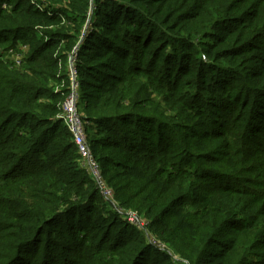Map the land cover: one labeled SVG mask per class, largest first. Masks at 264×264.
Wrapping results in <instances>:
<instances>
[{
	"label": "trees",
	"instance_id": "16d2710c",
	"mask_svg": "<svg viewBox=\"0 0 264 264\" xmlns=\"http://www.w3.org/2000/svg\"><path fill=\"white\" fill-rule=\"evenodd\" d=\"M6 1L7 9H0V45L6 42L8 48L16 49V52L21 51L17 50L15 43L29 47L27 56L20 60L23 67L15 66L8 59H0V219L11 222L8 229L15 232L8 248L13 253L20 251V258L22 252L42 239L46 243L51 241L49 244L57 243L51 232L65 231L67 223L62 227L57 225L59 219L65 222L62 216L82 215L83 220L90 224L91 218L98 215L95 205L104 201L96 183L87 179L86 175H90L79 164L80 155L61 121L60 103L71 90L67 69L59 67L58 62L67 60V56L74 57L77 103L86 113V117L83 116L84 130L87 121L101 127L105 123L117 125L119 133L116 137L125 147H131V138L136 136L142 148L150 149V153L129 149L121 163L108 153L120 145L108 140L96 142V145L89 143L102 179L109 186L114 184L115 197L122 208L133 205L139 215L161 232V239L166 242L170 243V239L161 229L168 225L170 228L172 220H169V215L174 208L184 210L183 190H187L188 196L198 191L205 192V186L211 192L206 184L209 177L197 163L198 153L190 151L195 146L190 139L192 134L196 136L194 139H207L221 133L223 143L238 134L245 145L238 152L241 156L264 155V114L261 110L264 107V59L253 62L254 71L245 72V84H239L244 86L241 90L244 92L247 85L252 84L250 92L237 99L236 87L230 92L226 84L231 76L234 77L233 69L240 68L239 59L229 50L217 47L230 43L229 36L235 26L229 25L238 22L235 15L239 13L238 6L242 0H49L52 5L61 6L57 10L51 5L41 10L27 0H14L13 4ZM92 5H95V19L98 20L92 22L91 29H87L85 34ZM188 6L201 11L183 14ZM255 17V24L246 29L245 43L261 42L264 37V9L257 16L253 15V19ZM188 21L194 22L186 24ZM192 24L195 26L190 28ZM43 27L46 30L40 34L46 38L37 36V29ZM78 35L84 36L79 44ZM60 44V54L53 56ZM183 49L192 50L191 58L195 59L191 61V69V66L187 70L179 68L182 65L179 64L180 57L186 56ZM174 51L180 52L181 56L178 58ZM181 77L184 80H180ZM60 84L62 89L55 90V85ZM152 86L163 92L171 91L180 109L190 111L193 107L201 119L204 114L207 121L201 120V123L208 134L203 137L201 130L192 133L194 129H188L189 132L184 130L177 135L176 128L180 127L173 125L171 133L176 134L174 145L163 131L169 125L165 118L166 110L159 112V105L150 110L145 104L149 97L148 88ZM183 87L196 94L189 106ZM224 88L229 92V100H225ZM209 97L214 103L211 100L204 102ZM229 103L234 110L246 114L241 117L239 129L232 131L205 112L214 107L215 118L223 116L227 121L226 115L231 108ZM182 140L187 145L177 147ZM250 150L253 151L249 153ZM211 152L219 155L216 150ZM169 156H177L182 163L186 159L187 163L185 166L169 165ZM254 159L259 162V167L264 168V158ZM121 166L129 167L126 173L113 172L114 168ZM169 167L173 168L172 172L168 171ZM250 167L246 164L240 166L238 172L243 173ZM230 177L238 179L237 175ZM259 177L263 180L260 185L264 186V174ZM140 179L153 183L155 187L166 186L173 181L185 183L165 198L169 203L157 206L148 197L134 202L123 193L126 188L139 184L133 181ZM196 181L200 184L195 185ZM252 189L228 185L216 188L214 192L218 195H215L213 204L217 212L202 215V218L198 212L195 232L189 242L193 245L191 252L170 243L173 250L184 254L189 264L258 263L257 260L264 255L261 250L264 236L259 226L264 221V203L252 195ZM108 217V226L117 227L119 233L114 244L99 246L101 259L94 255L95 244L86 228L78 227L68 231L72 233L66 246H62L60 241L63 249L57 256L60 264H82L83 258L89 260L84 264L94 261L95 264H171L167 251L153 253L151 246L144 245L133 236L132 231L137 228L129 226L116 212H110ZM128 231L132 235L127 234ZM251 234L253 238L250 239ZM111 235L106 234L104 238L111 240ZM123 240L122 246H118ZM9 257L10 254H0V264H6ZM49 257L47 259L52 262Z\"/></svg>",
	"mask_w": 264,
	"mask_h": 264
},
{
	"label": "rangeland",
	"instance_id": "374dc122",
	"mask_svg": "<svg viewBox=\"0 0 264 264\" xmlns=\"http://www.w3.org/2000/svg\"><path fill=\"white\" fill-rule=\"evenodd\" d=\"M14 0H10L9 3L13 4ZM256 0H242V3H240V5L238 6L239 8V13H236L235 16H237L238 18H236L235 20H238V22L235 23H230L231 25L229 26H235L234 30L231 31V34L229 36V40L230 43L227 46H221V45H217L218 49L223 48L226 50H229L230 52H232L234 54V57L239 59V66L240 68H236L233 69V73H234V77H230L231 79L228 81L229 83H227L226 85L229 87L228 90L230 92L233 91L234 87H236V92L238 93L237 95H235V97L237 99H239L240 97H244L247 96V94H249L250 92V86L252 84H249V86L247 85V91L244 92L241 91L242 88H244V86H240L239 83L244 82L245 84V79L246 78V71H254L256 69V67L254 66L253 62H256L257 60H261L264 59V37L262 38L261 42H255V43H245V34L248 32V30L251 28V26H253L255 24V22L257 21V18L255 17V19H253V15L257 16L259 14V12L261 11V9H264V0H259L257 6L251 10V8H253V5ZM5 2H7L6 0H0V9L1 10H5L7 9V6L5 4ZM27 3H30L33 7L39 8V9H46L48 8L47 6H52L53 8H55L54 10L60 9L61 6H56V5H52L51 1L49 0H27ZM103 2V1H101ZM63 5V4H62ZM95 6V5H94ZM93 5L89 8V13H88V20L86 22V30L84 31L87 32V29H91L94 21L97 22V18L95 19V13L94 11L96 10V8ZM180 8V6H179ZM178 8V9H179ZM195 7L191 6V7H187L184 8L183 10V14H190L192 12H200V8L194 9ZM177 9V10H178ZM242 11V13H240ZM256 12V13H255ZM232 16L233 15V11H232ZM94 19V20H93ZM234 19H232L230 22H232ZM93 22V23H92ZM194 21H188V23L186 24H190ZM193 26H195L194 24H192L190 26V28H192ZM248 29V30H246ZM36 30V28L34 29V31ZM46 28H39L37 29V36H41L42 38H46L44 34H40L45 32ZM34 31L32 32V34L34 35ZM226 32V31H224ZM30 34V36L32 35ZM86 34V33H85ZM243 35V36H242ZM226 36V35H225ZM84 36L81 35L77 37V39L79 38L78 44L80 43V41L82 40ZM11 39V37L9 38ZM195 44H198L197 42ZM15 45H17V50L19 49L21 52H16V49H11L8 48V45L6 42H2L0 45V59H2L3 61L5 60H9L10 62H14L15 66L17 67H23L22 63L20 60H23V58H25L27 56L29 47L28 46H23L20 43H15ZM60 48H61V44L58 47V49L55 51V54L53 56H57L60 54ZM263 49V50H262ZM183 51L186 53V56L183 58L180 54V52L174 51L177 55V57H180V61L179 64H182L181 67L179 68H185V70H187L189 67L191 66L189 69L192 68V63L191 61H193V59L195 58H191V56H193L192 54V50L189 49H183ZM73 55H70L69 57L67 56V60H62L60 62H58V66L62 67V68H66L67 69V73L70 74V68H71V61L73 60ZM202 60H205L204 56H202ZM264 61V60H263ZM206 62V61H204ZM224 63H227V61H224ZM191 64V65H189ZM186 71H183V73ZM158 76L160 77V74H158ZM180 76V74L178 75ZM162 78V77H160ZM180 80H184L183 77L180 78ZM75 83L77 84V78H74ZM73 81V82H74ZM241 81V82H240ZM52 86V85H51ZM49 86L51 89L52 87ZM225 86V85H224ZM55 90H60L62 89V84L60 85H55ZM183 92H185L186 94V100L188 102L189 106L190 104H192L193 102L191 101L192 97H194L195 91H192L191 89H189L188 87H183L182 88ZM221 90V89H220ZM74 92L77 96L78 93V89L77 87L74 89ZM216 92V91H215ZM222 92L225 95V100H229V92L227 91V88H224L222 90ZM240 92L243 94L241 96ZM144 93L141 92V96H143ZM147 95H149V97H147V101L145 100V104L147 106V108H149L150 110H152L153 108H155L156 106H160L159 108V112H161V110H166V114H165V118L167 119V123L168 128H163V131L166 133L165 135L167 136V138L169 137V140H171V142L176 145V134H181L182 132H184V130H186V132L189 130L188 129H194V131L192 133H196L197 130H201L204 135H207L208 133L206 132L207 128L204 127L201 123V120H203L204 122L207 121V119H205L204 114L202 115V119L200 118L199 114H197L194 111V108H190V111H185L180 109V107L178 106L179 102L176 101L174 95H172L171 91H166L163 92L160 89H158L156 86H152L151 88H148V92ZM184 97V96H183ZM252 97V95L250 96V98ZM188 98V99H187ZM77 102L78 97H77ZM205 100H211L210 97L205 98L204 102H206ZM212 103L213 100H211ZM79 103V102H78ZM77 103V112L78 114L81 116L82 120H83V116L86 117V113L85 110L82 108H80V105ZM218 103V102H215ZM220 103V102H219ZM224 103V102H221ZM174 104V105H173ZM228 105L231 106V108L229 109V111L227 112V121L223 116H218L217 118H215V111H214V107L212 109V107H209L205 112H208L210 117H214V119L218 120L219 123H222L224 125H226L227 130L232 131L234 128L239 129V122L242 119V115L241 111L238 112L236 110L233 109V105L232 103H229ZM225 109L222 108V110ZM170 110V111H169ZM261 110L264 114V107H261ZM246 114H244L243 116H245ZM246 118V117H245ZM175 125L177 127H180V129L176 128L175 133L173 134L171 133V129L172 126ZM200 125V126H198ZM104 127L98 126L93 122H86L85 123V137H86V141L88 143L93 142L96 145V142L99 143L100 141H104V140H108L110 142L116 143L117 145H120L121 147L118 148L117 150H109L108 153L111 154V156L115 157V159H118L121 161V163L124 162L123 157L126 156L128 154V150L129 149H135L136 152H141V153H150V149H144L141 146L140 143V139L138 140L136 136H133L131 139L133 141H131L132 143L130 144L131 147H125L126 145H124V143L117 139L116 133H119V128L117 125H113V124H104ZM198 126V127H196ZM216 128H218V125H215ZM110 132V133H109ZM115 132V133H114ZM219 132V129H218ZM194 134H192L191 136V141L195 144V146L190 149V151H193L195 153H198V157L199 160L197 161L198 165L202 166L206 172V175L209 177L208 181H207V185L209 186V188L211 189V192L209 191V189L205 186V192L204 191H198L197 194L193 193L191 196L187 195V190H183V193L185 194V196H183V198H185L183 200V204L184 205V210L181 211L180 207H176L174 208V212L172 213V215H169V220H172V223H170V228L169 225L167 227H163L161 230H165L166 231V235L168 236V238L170 239L169 242L171 244H174V247H178L179 249L182 250H187L190 251L192 250L193 245L189 244L192 235L194 234L195 230L194 227L196 226L195 220L197 217L198 212L201 213L200 218H202V215H209V214H215L217 212V208L215 206V204H213V200L215 199V195L216 192H214V190L216 191V188H221L224 187V185H228L230 187H244V188H253L251 190V193H253L252 195L257 197L258 199L264 203V186L260 185L261 181V177L264 174V168L263 167H259L258 165L259 162H255L256 160L254 158H257L259 156H261L262 158H264V155H249L247 157L241 156L238 152L240 150H242L243 148H245L244 142L243 140L238 137V134H236L235 136L231 138H228L226 143L222 142V138H223V134L219 133L218 136H211L208 137L207 139H202V138H196L194 139L196 136H194ZM145 141V140H144ZM243 142V143H242ZM92 144V143H90ZM172 144V145H173ZM187 145L186 142H184V140L181 141V143H179L177 145V147H181V145ZM264 144V143H263ZM248 147H250L248 145ZM253 149V148H252ZM212 150H216L217 154L219 155H213L212 154ZM246 150V149H245ZM189 151V152H190ZM253 150H250V152H252ZM191 154V153H189ZM193 154V153H192ZM262 154V153H261ZM186 157V155H184ZM184 156H182L181 158H184ZM205 157L210 158L208 160H205ZM170 161H169V165L177 163L178 165L181 164L182 166H185V164L187 163L186 159H184L183 163L179 160V158L176 157H171L169 156ZM260 159V158H258ZM243 160V164H241V161ZM186 162V163H185ZM191 161L189 160V163ZM81 164V163H79ZM249 165L251 166L249 169H245V172L243 173H239V167L243 165ZM82 166V165H81ZM126 166V165H125ZM125 166H121L120 168H114L113 172H122V173H126V169L129 167H125ZM128 166V165H127ZM132 166V165H130ZM138 164L136 165L137 168ZM255 166V167H254ZM166 170V169H164ZM250 170V173H248L247 171ZM168 171H173L172 167L168 168ZM90 176L88 177L86 174L87 179L90 181V179L93 181L94 180V176L92 173L87 172ZM163 173V172H162ZM259 174V175H258ZM230 175H237L238 179H231ZM84 176V175H82ZM110 175L108 174L107 177H109ZM242 178H246V179H242ZM250 180H254V182H251ZM105 184L103 183V185L105 186L106 190L109 191V194H111V198L108 197L105 201H107L108 203H106L105 201L103 202H99L97 203V205H95V208L98 209L97 212V216H93L91 218V222L89 224L88 221H84L83 220V216L79 215V217H71V216H62V219L64 218L65 222H63V220L59 219L58 221V226L62 227L64 226L66 223L65 231L63 233H61L60 229L55 230L53 236H55V240L57 241V243L52 242V244H49V242L51 241H47L44 242L45 240L42 239V241L38 244H36L35 246L30 247V249H26L24 252L21 253V258L19 257L20 255V251L18 252V250H15V252L13 253L12 249L8 248L10 245H12V240L10 239L13 235V233L15 232L14 229H8L9 225L11 224V222L9 221V219H0V254H10L9 257V261H7L6 264L12 263V264H60L59 259L57 258L58 253L63 252V249H61V245H60V241L63 243L62 246H66V242L68 241V239H70V235L72 232H68L69 230L73 231L74 228L78 229V227H83L84 229L86 228L87 232L89 233L88 236L89 238L92 239V241L95 244V247H93L94 250V255L97 256V259H101L102 255H100V249L99 246L106 247V246H110L112 244H114V240L117 239L118 237V233L119 230L117 227L111 225L110 227L109 225V217L108 214H110V212H116L118 215L121 216L122 220L124 222H126L127 224L129 223V226L131 224L134 226V228L136 227L137 229H135V231H132L133 236L137 237V239H139L140 241L143 242L144 245L147 246H151L152 248V252L155 253L156 251H167V253L171 256V264H189V262L187 261V257L184 254H178L173 250V247L171 246L170 243L166 242L165 240L161 239L160 236V231L157 232V229L154 228L150 222L142 215H139L137 213V211L134 209L135 207L133 205H129V207L126 208H122V206L119 204V202L116 200L115 197V188H114V184H112L111 186H109L106 182V180H104ZM133 182H140L139 184H137L134 187H129L126 188L123 193L125 195H127L129 198L132 199V201L134 200V202H137V200H141L143 198L147 197L149 198L148 200L150 202L154 201V204H156L157 206H162L164 204H166V202L169 203V200L166 201L165 198L167 196H170L173 192H176L177 188L179 186L184 185V181L180 182L179 181H173L172 183L166 184V186H161L159 187L157 185V187H155L153 185V183H147L146 181H142L140 180H136ZM129 182L126 183V185ZM196 184H200L197 181L195 182ZM172 185V186H171ZM171 186V187H169ZM215 186V187H214ZM131 188V189H130ZM97 190H99L98 186H97ZM191 190V189H190ZM100 193V192H99ZM101 195V193H100ZM212 195V196H210ZM102 196V195H101ZM126 196V198H128ZM103 198V197H102ZM172 198V197H171ZM189 198V199H188ZM104 200V199H103ZM186 204V206H185ZM118 209H120V213H118L117 211ZM83 211V210H81ZM82 214V213H81ZM127 214V216L129 217L130 215L133 217V215H135L137 217V219L141 222L140 225H134L132 223H130L127 220V216L125 215ZM62 215V214H61ZM134 218V217H133ZM58 220V219H57ZM122 221V222H123ZM57 222V221H56ZM13 224V223H12ZM84 224V226H82ZM165 226V225H164ZM259 226L261 228V235L264 236V221L259 223ZM63 228V229H64ZM53 230V229H52ZM80 231V230H78ZM256 232V230L254 231ZM108 235V234H113L111 235L113 239L108 240L104 238V235ZM127 234H131L130 231H128ZM131 234V235H132ZM231 233H228V235ZM50 235V234H49ZM51 236V235H50ZM52 236V237H53ZM250 239L253 238V234L250 235L249 237ZM262 239H264V237H262ZM50 240V239H48ZM61 243V244H62ZM124 243V240L118 244V246H122V244ZM131 243V242H130ZM129 243V244H130ZM161 245V246H159ZM125 246V245H124ZM158 246V247H155ZM121 249V248H119ZM261 250L264 251V246H261ZM70 254H73L72 251H70ZM49 257L51 259L52 262H50L47 257ZM11 259V260H10ZM11 261V262H10ZM258 263H254L252 261H247L246 264H264V255L261 257V259L257 260ZM58 262V263H57ZM84 263H89V260L86 258L82 259V264ZM96 262L94 261L92 264H95Z\"/></svg>",
	"mask_w": 264,
	"mask_h": 264
},
{
	"label": "built area",
	"instance_id": "2783aa9c",
	"mask_svg": "<svg viewBox=\"0 0 264 264\" xmlns=\"http://www.w3.org/2000/svg\"><path fill=\"white\" fill-rule=\"evenodd\" d=\"M70 70L69 81L71 91L68 96L60 103L61 121L64 123L67 130L72 136V140L77 148L78 154L80 155V162L82 167L87 172L93 174V181L98 186L99 191L105 201L108 197L111 198V194H109V191H107L105 186L103 185L104 180L102 179L100 168L91 153L92 150L90 144L86 141L83 120L77 112V96L74 92V89L77 87L74 81V78H76V72L73 67V61H71ZM105 202L108 203L107 201ZM117 212L120 213V209H118ZM125 215L127 216V214ZM133 217L131 215L129 217L127 216V220L134 225H140L141 222L137 219V217L135 215H133Z\"/></svg>",
	"mask_w": 264,
	"mask_h": 264
}]
</instances>
